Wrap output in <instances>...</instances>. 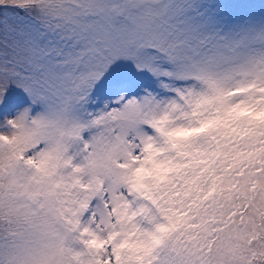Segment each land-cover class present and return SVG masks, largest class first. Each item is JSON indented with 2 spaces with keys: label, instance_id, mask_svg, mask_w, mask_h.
Returning a JSON list of instances; mask_svg holds the SVG:
<instances>
[{
  "label": "snow or ice",
  "instance_id": "obj_1",
  "mask_svg": "<svg viewBox=\"0 0 264 264\" xmlns=\"http://www.w3.org/2000/svg\"><path fill=\"white\" fill-rule=\"evenodd\" d=\"M0 264H264V0H0Z\"/></svg>",
  "mask_w": 264,
  "mask_h": 264
}]
</instances>
